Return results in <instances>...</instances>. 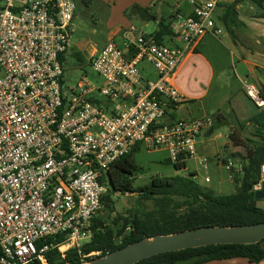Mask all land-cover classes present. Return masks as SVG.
I'll list each match as a JSON object with an SVG mask.
<instances>
[{
    "label": "built area",
    "instance_id": "built-area-1",
    "mask_svg": "<svg viewBox=\"0 0 264 264\" xmlns=\"http://www.w3.org/2000/svg\"><path fill=\"white\" fill-rule=\"evenodd\" d=\"M187 2L192 13L177 5L170 23L179 46L131 26L123 47L111 40L90 59L103 83L82 76L66 91L62 59L77 0H0V264H50L53 252L66 260L73 251L84 263L99 257L84 247L104 211L100 180L140 145L167 152L174 166L195 161L196 183L208 171L210 159L199 156L198 145L215 121L175 120L169 110L187 100L174 80L188 56L223 29L217 0ZM144 62L155 80L141 73ZM244 86L260 106L253 96L259 95ZM215 159L232 182L248 165V156ZM259 172L254 192L264 189V162ZM204 182L211 183L209 176Z\"/></svg>",
    "mask_w": 264,
    "mask_h": 264
},
{
    "label": "trees",
    "instance_id": "trees-1",
    "mask_svg": "<svg viewBox=\"0 0 264 264\" xmlns=\"http://www.w3.org/2000/svg\"><path fill=\"white\" fill-rule=\"evenodd\" d=\"M243 1L236 0L224 6L225 14L222 21L230 31L231 24L239 21L237 7ZM254 1L259 6L264 3V0ZM80 3L89 7L92 0H81ZM132 11L138 12L142 17L153 19L149 9L135 6ZM261 18H264V14ZM168 32H171L170 24L162 21L160 32L155 35L157 41L163 44V38L169 35ZM260 97L264 100L263 96ZM257 109L259 113L247 122L239 123L241 129H244L247 123L255 125L253 135L259 138V141L252 142L248 139L245 142L251 154L248 156L245 173L235 181L238 185L235 194L217 196L196 183L193 174L186 177H154L149 184L136 188L134 178L139 168L133 160V155L139 148L137 147L131 154L114 163L106 176L100 180L107 188L103 198L104 211L108 215L115 213V196L137 194L134 215L131 218L119 216L111 224H106L107 217H102L101 214L93 222L94 235L91 242L84 247V252L86 254L100 252L99 257H103L132 243L157 235H170L201 227H234L264 223V209L259 207V202L264 200V189L254 192V186L260 181L259 169L264 162V109L259 107ZM218 127L219 125L215 129ZM231 138L238 141L235 135H231ZM174 168L180 171L187 167L186 164H181L175 165ZM257 194H261L262 197L258 198ZM147 204L151 207L149 208ZM234 259H245L252 264H260L264 261V240L256 245L210 246L167 253L138 264H208ZM49 260L50 264L84 263L73 251L68 254L66 260H59L57 252H53L49 255Z\"/></svg>",
    "mask_w": 264,
    "mask_h": 264
},
{
    "label": "crops",
    "instance_id": "crops-1",
    "mask_svg": "<svg viewBox=\"0 0 264 264\" xmlns=\"http://www.w3.org/2000/svg\"><path fill=\"white\" fill-rule=\"evenodd\" d=\"M104 4L109 5L108 10L110 12L108 18L107 29L109 32L108 41L114 40L115 42L120 41L122 44V33L129 29L131 26H136V24H143V26L148 27L150 22H154V28L151 32L146 33L148 35H156L160 32V23L162 21L166 24H170L172 20V15L177 5H179V11L184 15H189L192 13L193 8L189 5L187 0H101ZM236 0H217V8L215 11V18L217 21L218 27L223 29V34L216 38L210 35H207L203 38L196 51L191 53L185 63L182 65L174 83L178 90L183 93L187 100L183 103L177 105L176 107H171L169 110V115L172 119L175 120H190V119H179V114L182 110H186L189 114V118H193L195 113L202 112V117H208L204 115V106H201V109L196 111H191L190 108H184V104L188 102H198L203 104V101L209 96L210 89L215 83L217 73L220 72L222 75L220 78L228 84L229 78L227 77L230 62L228 56V49L231 48L235 50L233 53L230 51V55L233 58H236V62H232L233 70L238 80L242 83L243 81L259 96L253 95L255 98L259 99V103L255 98L256 102L260 104L257 106L259 109H264V100L260 97H264V18H261V15L264 14V3L262 6H259L254 0H244L240 5H238V23L231 24V30L223 23L222 18L225 14L224 6L234 3ZM260 1V0H257ZM262 1V0H261ZM111 4H114L113 6ZM135 6H138L143 9H149V14L153 17L150 19L148 17H142L138 12H133L132 9ZM259 6V10L257 7ZM169 9V12L167 11ZM118 15L117 20H114V17ZM73 27V26H72ZM141 28L142 27H138ZM169 33V32H168ZM163 43H168L170 46H179L180 42L177 38H174L172 32L169 35H166L163 38ZM107 44L100 48L90 49L89 58L90 60L98 51L104 48ZM245 70L248 75L245 78H248L251 83H248L247 79L245 81L244 73ZM144 74L150 80H155L157 75H154L149 67L143 68ZM239 93H242L244 97L250 99L248 93L244 91V88L239 90ZM233 101V97H230L229 103ZM239 110H232L236 119L238 120V126L229 124L227 126L231 127V132L229 134V143L226 145L230 149L228 153L229 157L235 155L249 156V148L245 146L246 140L250 139L253 141H259V138L255 137L254 131L256 126L247 123L244 129H241V122H247L250 118L255 116L258 111H253L252 113L246 110V105L242 106V103H238ZM232 106V105H231ZM244 107V108H243ZM256 107V108H257ZM245 115V119L240 120L239 117ZM201 117V118H202ZM225 118L220 112L218 115L217 123L215 122L213 133L209 134L207 131L203 137L211 138L214 135L215 127L218 124H222L223 119ZM195 118V117H194ZM197 119V118H195ZM192 120V119H191ZM225 125V124H222ZM249 129L250 136L249 138L243 135V132L246 129ZM239 129V130H238ZM231 135H235L238 141H234L231 138ZM211 140V139H209ZM201 142V141H200ZM201 144V143H199ZM199 147V145H198ZM165 152V151H161ZM199 152V150H198ZM167 153V152H166ZM217 155H222L221 152H216L213 157ZM211 158L212 156L209 155ZM212 157V158H213ZM187 167V163H186ZM185 172L193 174V171H190L188 167L184 170ZM208 264H252L245 259H234L229 261H215ZM260 264H264V261Z\"/></svg>",
    "mask_w": 264,
    "mask_h": 264
},
{
    "label": "rangeland",
    "instance_id": "rangeland-1",
    "mask_svg": "<svg viewBox=\"0 0 264 264\" xmlns=\"http://www.w3.org/2000/svg\"><path fill=\"white\" fill-rule=\"evenodd\" d=\"M78 8L73 21V27L70 32V49L67 54L62 59L63 65V87L66 91L70 88H74L79 83L82 76H87L91 81L102 84L103 81L99 78L92 70L90 66L89 51L90 49L100 48L107 44L109 38V32L107 29L108 18L110 12L108 10L109 5L104 4L101 0H92V3L89 7H85L77 0ZM112 6L114 4H111ZM257 7V6H256ZM132 8H130L131 10ZM168 9V8H167ZM259 10V6L257 7ZM169 12V9L167 10ZM118 15L114 17V20H117ZM138 27H142V31L149 33L154 28V22H150L148 27L143 26V24H136ZM143 31V32H144ZM144 32V33H145ZM120 47H123L120 41L116 42ZM166 45H169L166 43ZM230 51L235 52L234 49H228V56L230 67L227 77L229 78L228 84H226L221 77V73H217L215 83L210 89L209 96L203 101V104L198 102H188L185 103L184 108H190L191 111H196L201 109V106H204V115L211 117L215 122L218 119L219 112L225 117L222 124H218L219 127L215 130L214 135L211 138L202 137L200 139L201 144H199V156L207 157L210 159V165L208 171H201L199 176H197V182L207 190L212 191L217 196H227L235 194L238 188V185L235 182H232L225 169L218 165L216 162V157L213 155L216 152H221L224 157H229L228 153L230 149L227 148L229 141V134L231 132V127L227 126L233 124L238 126V120L236 119L235 114H232V110L238 111V103H242V106L246 105V110L252 113L253 111H258L254 102L244 97L242 93H239L241 88H244V91L247 92L246 86H244V81L241 83L233 70L232 62H236ZM149 67V70L156 75L155 70L146 62L141 63L139 69L143 76V68ZM243 69L245 81L248 78H245L248 73ZM251 83V81H247ZM98 99L103 100L99 95ZM230 97H233V101L229 103ZM232 105V106H231ZM244 108V107H243ZM195 118H201L202 112L195 113ZM189 118V114L184 109L179 114V119H195ZM240 120L245 119V115L239 117ZM217 123V122H216ZM239 130V129H238ZM232 133V132H231ZM243 135L248 137L250 136L249 129L247 128ZM211 139V140H209ZM209 155L212 157L210 158ZM133 160L138 166L139 171L134 178V186L136 188L147 185L151 182L154 177L169 178L175 176L186 177L189 176V173L184 170L177 171L174 168V165L169 162V155L166 152H149L143 145H140L139 148L135 151L133 155ZM187 167L190 171L196 170L198 165L195 161L187 162ZM209 176L211 183L206 184L204 182V177ZM137 194H128L125 196L117 195L114 197L115 202V213L107 214L106 211L102 213V217L106 218V224H111L115 218L119 216L122 218H128L134 215L137 207ZM150 208L151 205L147 204ZM259 207L264 209V200L259 202ZM120 242V239L118 240Z\"/></svg>",
    "mask_w": 264,
    "mask_h": 264
},
{
    "label": "water",
    "instance_id": "water-1",
    "mask_svg": "<svg viewBox=\"0 0 264 264\" xmlns=\"http://www.w3.org/2000/svg\"><path fill=\"white\" fill-rule=\"evenodd\" d=\"M213 129L209 134L213 133ZM261 198V194H257ZM264 240V223L247 226H215L157 235L132 243L83 264H138L162 254L223 245H256Z\"/></svg>",
    "mask_w": 264,
    "mask_h": 264
},
{
    "label": "bare ground",
    "instance_id": "bare-ground-1",
    "mask_svg": "<svg viewBox=\"0 0 264 264\" xmlns=\"http://www.w3.org/2000/svg\"><path fill=\"white\" fill-rule=\"evenodd\" d=\"M254 98H255V97H254ZM255 99H256L259 103H261V101H260L259 99H257V98H255ZM258 102H257V103H258ZM259 103H258V104H259ZM259 105H260V104H259Z\"/></svg>",
    "mask_w": 264,
    "mask_h": 264
}]
</instances>
